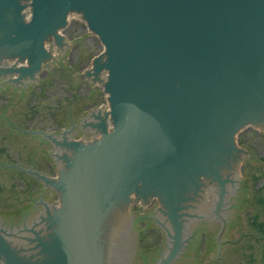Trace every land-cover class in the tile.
I'll return each instance as SVG.
<instances>
[{"label": "water", "instance_id": "obj_1", "mask_svg": "<svg viewBox=\"0 0 264 264\" xmlns=\"http://www.w3.org/2000/svg\"><path fill=\"white\" fill-rule=\"evenodd\" d=\"M71 12L105 46L94 77H85L104 84L111 110L80 119L89 142L71 138L74 127L60 136L37 132L59 177L24 173L56 189L61 207L43 202L41 233L0 224V264H128L136 230L127 206L155 195L160 205L149 218L160 226L163 254L155 264L187 249L196 220H206V235L217 226V252L219 243H233L225 242L235 212L227 203L239 206L247 154L236 135L249 124L264 129V0H0V63L18 57L21 66L0 69L3 81L37 79L53 57L44 46L51 36L63 53L58 30Z\"/></svg>", "mask_w": 264, "mask_h": 264}, {"label": "rangeland", "instance_id": "obj_2", "mask_svg": "<svg viewBox=\"0 0 264 264\" xmlns=\"http://www.w3.org/2000/svg\"><path fill=\"white\" fill-rule=\"evenodd\" d=\"M63 34L71 49L65 47L48 69L42 64L39 81H25L23 89L0 77V220L7 227L21 225L34 200L43 197L57 204V192L24 173L31 168L57 176L47 139L37 132L60 135L73 121L72 137L92 141L89 129L80 132V119L106 107L102 86L86 81L83 74L102 51L99 38L74 18ZM236 139L247 154L240 163L239 206L227 203L235 212L226 225L225 242L233 243H219L217 252V226L206 235V226H200L206 220H196V229H190L193 240H185L187 249H180L170 264H264V129L249 124ZM157 205L155 195L150 204L127 206L133 213L130 230H136L131 235L136 255H130L128 264H155L163 258L160 226L149 218Z\"/></svg>", "mask_w": 264, "mask_h": 264}, {"label": "flooded vegetation", "instance_id": "obj_3", "mask_svg": "<svg viewBox=\"0 0 264 264\" xmlns=\"http://www.w3.org/2000/svg\"><path fill=\"white\" fill-rule=\"evenodd\" d=\"M44 210H45V207H42V204L40 203V199L34 200L33 201V210L31 211V213L27 214L22 219L21 225H13L12 227L22 226L24 224H31V225L33 224L35 226H41V224H40V222L42 220L41 214L44 212Z\"/></svg>", "mask_w": 264, "mask_h": 264}, {"label": "bare ground", "instance_id": "obj_4", "mask_svg": "<svg viewBox=\"0 0 264 264\" xmlns=\"http://www.w3.org/2000/svg\"><path fill=\"white\" fill-rule=\"evenodd\" d=\"M100 109H102V108H100ZM127 213H129V212H127ZM128 224H129V222H128Z\"/></svg>", "mask_w": 264, "mask_h": 264}]
</instances>
